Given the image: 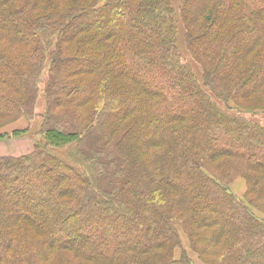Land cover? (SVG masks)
<instances>
[{"label": "trees", "instance_id": "trees-1", "mask_svg": "<svg viewBox=\"0 0 264 264\" xmlns=\"http://www.w3.org/2000/svg\"><path fill=\"white\" fill-rule=\"evenodd\" d=\"M173 1L0 0V129L50 62L42 141L0 157V264H192L180 228L206 264H264V0L178 3L200 79Z\"/></svg>", "mask_w": 264, "mask_h": 264}, {"label": "rangeland", "instance_id": "rangeland-1", "mask_svg": "<svg viewBox=\"0 0 264 264\" xmlns=\"http://www.w3.org/2000/svg\"><path fill=\"white\" fill-rule=\"evenodd\" d=\"M48 1V0H47ZM45 2V1H44ZM54 5H57L59 9L66 8L67 0H51ZM176 5L174 6L176 9V16L178 21V39H179V52L180 59L183 63H186L192 67L194 72L197 74L200 79L203 74H201V66L194 61L192 58L191 52L187 47L186 38L188 36V30L185 27L184 22L180 20L178 15V3L181 0L173 1ZM42 12L36 11L33 14H40ZM50 80V62H46L41 71V75L38 81L39 87V95L35 110L33 112V116L26 119L21 118L16 122H13L8 127L0 129V132L8 133L4 139L0 140V157L2 156H14V157H22L30 154L34 150V145L36 142L42 141V131L47 124L48 121V109L49 104L47 100V96L45 94L47 83ZM245 111L244 116L247 119H250L258 124L264 126V111ZM1 124V123H0ZM30 131L27 135L15 138L12 136L14 130L17 129H29ZM76 148L69 146L62 149H59L58 154L63 157L66 161L72 162L73 156L76 154ZM71 160V161H70ZM231 191L242 201H246V192H247V182L244 178H236L233 183L230 184ZM256 216L261 218L264 221V210H252ZM180 236H181V248H178L175 252V257L177 259H181L184 254H188L190 257L192 264H206L203 262L199 256L192 251L190 247V243L188 237L184 233V231L180 228ZM184 252V253H183ZM186 252V253H185ZM183 253V254H182ZM186 254V255H187Z\"/></svg>", "mask_w": 264, "mask_h": 264}]
</instances>
